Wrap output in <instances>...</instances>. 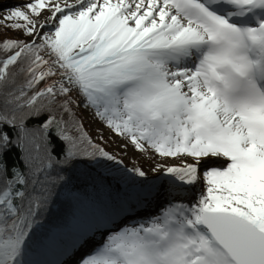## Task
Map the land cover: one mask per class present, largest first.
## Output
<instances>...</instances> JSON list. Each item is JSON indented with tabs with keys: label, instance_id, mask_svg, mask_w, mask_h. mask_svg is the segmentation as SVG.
Instances as JSON below:
<instances>
[{
	"label": "snow or ice",
	"instance_id": "1",
	"mask_svg": "<svg viewBox=\"0 0 264 264\" xmlns=\"http://www.w3.org/2000/svg\"><path fill=\"white\" fill-rule=\"evenodd\" d=\"M0 29V264H264V0H0Z\"/></svg>",
	"mask_w": 264,
	"mask_h": 264
},
{
	"label": "rangeland",
	"instance_id": "2",
	"mask_svg": "<svg viewBox=\"0 0 264 264\" xmlns=\"http://www.w3.org/2000/svg\"><path fill=\"white\" fill-rule=\"evenodd\" d=\"M4 2L8 5H15L19 2V0H4ZM97 127V124L93 123L90 125V131L95 132V129ZM130 160H131V153L129 154V158L125 160V163L128 164V166H131V163H130ZM145 167V170L147 171L148 170V166L145 164L143 165ZM151 174V173H150Z\"/></svg>",
	"mask_w": 264,
	"mask_h": 264
},
{
	"label": "trees",
	"instance_id": "3",
	"mask_svg": "<svg viewBox=\"0 0 264 264\" xmlns=\"http://www.w3.org/2000/svg\"><path fill=\"white\" fill-rule=\"evenodd\" d=\"M3 30L2 29H0V32H2Z\"/></svg>",
	"mask_w": 264,
	"mask_h": 264
}]
</instances>
